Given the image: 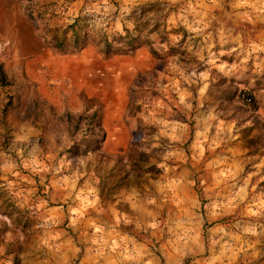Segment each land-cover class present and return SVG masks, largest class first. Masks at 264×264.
<instances>
[{"label": "rangeland", "instance_id": "rangeland-1", "mask_svg": "<svg viewBox=\"0 0 264 264\" xmlns=\"http://www.w3.org/2000/svg\"><path fill=\"white\" fill-rule=\"evenodd\" d=\"M96 2L0 0L6 75L0 84V261L264 264V132L254 124H264V52L252 48L264 44V13L234 9L233 0H200L218 5L202 9L214 17L206 30L212 32L211 51L235 47L239 55L221 59H248L231 77L213 69L205 95L186 109L160 91L168 83L160 73L174 54L203 70L193 53L203 50L207 58L209 41L167 27L166 17L176 9L165 12L164 0H109L111 19L103 9L85 11ZM244 11L250 20L241 18ZM69 12L72 22H63ZM119 17L123 33L126 28L148 39L156 33L168 51H158L152 39L151 46L127 53H107L95 42L70 51L50 43L55 29L67 36L72 29L93 31L115 43L121 33L99 24L106 20L105 29H111ZM220 29L227 44L219 43ZM175 34L181 39L173 45ZM157 99L167 107H157ZM209 112L218 118L206 120ZM208 124L207 138L193 148ZM82 127L87 135L76 140ZM33 158V167L49 170L25 168ZM149 165L157 169L144 172ZM85 196L95 203L84 207ZM72 208H83V214Z\"/></svg>", "mask_w": 264, "mask_h": 264}, {"label": "clouds", "instance_id": "clouds-1", "mask_svg": "<svg viewBox=\"0 0 264 264\" xmlns=\"http://www.w3.org/2000/svg\"><path fill=\"white\" fill-rule=\"evenodd\" d=\"M164 2L167 4L168 7L164 9L165 12L169 10V8H175L176 10L171 12L166 17V25L169 28L175 29L182 27L187 32L192 34L190 36V39L196 36H202L204 40L209 41L207 44L208 49V56L207 58L203 54V50L200 52L193 53V55L196 56V60L203 65H205L203 70H198L197 63H188V64H182L180 63L181 57L178 54H174L169 59V62L166 66V72H161L160 76L162 78L168 79V83L166 85H163L160 87V91L164 93V95L167 97L169 101H171L172 104L177 106H183L186 109L192 108V100L196 99L197 101L200 100L201 97H203L206 93V91L209 88V78L210 75L215 69L219 73L222 74L223 77H231L235 75L238 70H241L244 68V61L248 59V55H244L243 60L240 63H231L229 64L227 61L222 60L221 58L224 56H231L232 53L237 52V49L235 47L227 49V50H221L218 53H213L211 51V48L213 47V44L211 43L212 38V32L206 31L211 26V19H214L212 17L209 18V11H205L202 9H210L211 7H216L218 5H204L200 2V0H164ZM232 7L234 9H240V8H246L251 10V14H259L264 13V0H256V2L250 3L249 0H233ZM101 9H103L102 16L110 17V12L115 11V8L112 4L109 3V0H97V2L90 7H86L85 11H94L97 13H101ZM62 12V9H60ZM122 11L127 13L130 11V9L127 7V4L125 2V6L122 8ZM249 11H244L242 13H239L242 19H248L250 20L252 18ZM74 15V12H69L65 15V21L66 23H71V20L67 19V16ZM121 19L122 17L117 18V20L114 23V26L111 29H105V24H107V21L105 20L103 23L99 24L100 29H104L105 31H114V32H120L121 35H123L122 31V25H121ZM129 29H133L135 26L128 22L127 24ZM150 39L154 40L155 43L153 44V47L157 48L158 51L163 50L164 52H167L169 49L168 43H160L158 36L156 33H153ZM170 41L174 45L181 39L180 34H175L170 36ZM233 40H236L238 43V37H233ZM229 41L224 35L223 29L219 30V43L221 45L227 44ZM253 51L256 52H264V44L259 45H252ZM188 52H192V49L189 47L187 49ZM242 51H247L245 49H242ZM240 53L237 52V55ZM264 60V58H262ZM259 70V66L258 69ZM167 73H171L172 75H167ZM214 79V78H213ZM237 87H243L242 85H237ZM195 92V95H194ZM172 93L175 94L173 97ZM155 104L157 107L166 108L167 104L163 103L161 100L157 99L155 101ZM218 117L216 114L209 112L208 116L206 117V120H216ZM211 127V124H208L207 127L203 129V131L197 132V142L192 145L193 148H200V137H206V133L208 132L209 128ZM223 128H220L218 126V132L223 131ZM229 132H231V128L228 129ZM86 130L85 128H81L80 131L75 133V139L79 140L81 137L86 136ZM23 139H26V137H22ZM64 140L65 143L71 147L72 146V139L68 138L67 132L64 134ZM63 146V145H62ZM171 155V153L169 154ZM86 163V159H81L80 164L84 165ZM37 161L35 158H33L31 164L25 163V168H30L33 173L39 174L41 172H47L49 169L47 166L40 164L38 167H33V165H36ZM14 167V165H13ZM60 168H57L56 171H59ZM14 175H18V173H13ZM22 179H28L29 183H34L31 179L27 177H22ZM68 177H64L63 180L65 184H67ZM72 186H75V180L72 182ZM90 191L94 192V189H90ZM16 196L22 195L21 192L14 193ZM84 200V207L87 206L88 203H95V201H88L87 197H83ZM153 201H149V203H152ZM71 211L78 212L81 215L83 214V208H72ZM75 223V221H73ZM100 229L98 228L97 231ZM22 239V238H21ZM43 243V242H42ZM3 254V249L0 248V255ZM0 264H5L4 261H0ZM7 264H11V261H8Z\"/></svg>", "mask_w": 264, "mask_h": 264}, {"label": "trees", "instance_id": "trees-1", "mask_svg": "<svg viewBox=\"0 0 264 264\" xmlns=\"http://www.w3.org/2000/svg\"><path fill=\"white\" fill-rule=\"evenodd\" d=\"M71 26L73 27L74 25L71 24ZM89 42H95L101 45L103 50L107 53H127L142 44L151 46L153 41L144 35H141L140 33L137 35H132L131 32L126 28L124 29L123 35H118V40L115 43L114 40H109L106 35L96 37L93 31L87 30L81 33L77 29H72L71 34L68 36L65 33L59 35L57 29H55L50 38L51 45L61 51L77 50L84 47ZM152 52L157 54L156 50L154 49H152ZM5 80L6 75L3 71L2 64L0 63V84H6ZM254 124L264 132V124L260 120L254 119ZM155 168L156 167L154 165H149L142 170L144 172H152Z\"/></svg>", "mask_w": 264, "mask_h": 264}, {"label": "bare ground", "instance_id": "bare-ground-1", "mask_svg": "<svg viewBox=\"0 0 264 264\" xmlns=\"http://www.w3.org/2000/svg\"><path fill=\"white\" fill-rule=\"evenodd\" d=\"M69 68H70V67H69ZM77 69H78V68H76V67H75V68L72 67V68H71V71H73V70H77ZM72 80H73V79H72ZM75 84H77V83L75 82ZM77 85H78V84H77Z\"/></svg>", "mask_w": 264, "mask_h": 264}, {"label": "crops", "instance_id": "crops-1", "mask_svg": "<svg viewBox=\"0 0 264 264\" xmlns=\"http://www.w3.org/2000/svg\"><path fill=\"white\" fill-rule=\"evenodd\" d=\"M111 206H113V207H114V205H111ZM113 207H111V208H113Z\"/></svg>", "mask_w": 264, "mask_h": 264}]
</instances>
